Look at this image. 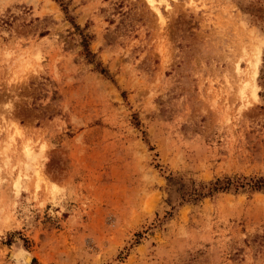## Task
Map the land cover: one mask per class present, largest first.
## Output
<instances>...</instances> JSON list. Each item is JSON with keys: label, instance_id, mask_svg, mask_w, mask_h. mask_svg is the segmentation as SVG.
Returning <instances> with one entry per match:
<instances>
[{"label": "rangeland", "instance_id": "374dc122", "mask_svg": "<svg viewBox=\"0 0 264 264\" xmlns=\"http://www.w3.org/2000/svg\"><path fill=\"white\" fill-rule=\"evenodd\" d=\"M159 6L0 0V264H264V192L167 217L264 177V0Z\"/></svg>", "mask_w": 264, "mask_h": 264}, {"label": "trees", "instance_id": "16d2710c", "mask_svg": "<svg viewBox=\"0 0 264 264\" xmlns=\"http://www.w3.org/2000/svg\"><path fill=\"white\" fill-rule=\"evenodd\" d=\"M59 1V0H55ZM65 11V9H63ZM67 14V12H65ZM76 29L77 26L73 24ZM83 46H84V54L85 58L89 63H93L92 58L94 55L90 52L86 38L83 37ZM264 64V54L262 58ZM100 64L96 63L95 68L98 70ZM102 75L108 76V73L103 68L98 70ZM264 70H261V75L259 76V86L263 89L261 93H259V97L264 100ZM168 183L170 187L178 186V190L176 191V197L174 200L171 198L167 201L168 206L170 207L171 211L167 213V217L172 215L173 210L175 209L174 203L178 202L179 205L186 204V203H195L199 202L200 200L211 197L219 193H239V192H247V191H257V192H264V177L259 178H246V177H229L225 176L223 178H217L213 181L208 183L199 182L193 179L188 180L185 182L183 180V176H173L171 175L168 178ZM35 262V260H33Z\"/></svg>", "mask_w": 264, "mask_h": 264}, {"label": "bare ground", "instance_id": "6f19581e", "mask_svg": "<svg viewBox=\"0 0 264 264\" xmlns=\"http://www.w3.org/2000/svg\"><path fill=\"white\" fill-rule=\"evenodd\" d=\"M149 2H150V4H151V7H152V9H154L158 14H160V6H159V3L160 2H163V0H159V1H156V0H149ZM255 73H253V75H254ZM255 76V75H254ZM12 140H13V138H12ZM12 143H13V141H12ZM35 155L36 154H33L29 149H26L25 150V160H26V164H27V166L31 163V162H33V163H35V160H36V162L39 160H37V156L35 157ZM39 158V157H38ZM39 163H40V161H38ZM31 165V164H30ZM29 165V166H30ZM33 166H30L31 168H33L35 165H38V163H35V164H32ZM26 166V167H27ZM28 166V167H29ZM39 166V165H38ZM37 167V166H36ZM39 168V167H38ZM40 168H41V163H40ZM39 168V169H40ZM27 169V168H26ZM30 169V168H29ZM33 170H34V168H33ZM41 170V169H40ZM39 171V170H38ZM38 171L36 170V172L38 173ZM35 173V172H34ZM35 175H37V177L40 179V175H39V173L38 174H35ZM39 175V176H38ZM38 180V179H37ZM23 259L24 260V262H25V264H31V262H32V260H33V257L28 253V252H26L25 250H23L22 248H20V250H17V251H15L14 252V254H13V259H16V260H18V259Z\"/></svg>", "mask_w": 264, "mask_h": 264}]
</instances>
